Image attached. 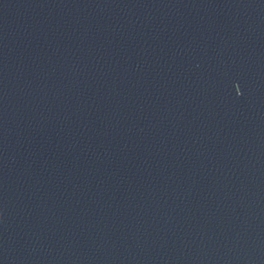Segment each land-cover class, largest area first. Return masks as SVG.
Segmentation results:
<instances>
[{
    "label": "water",
    "instance_id": "1",
    "mask_svg": "<svg viewBox=\"0 0 264 264\" xmlns=\"http://www.w3.org/2000/svg\"><path fill=\"white\" fill-rule=\"evenodd\" d=\"M0 264H264V0H0Z\"/></svg>",
    "mask_w": 264,
    "mask_h": 264
}]
</instances>
